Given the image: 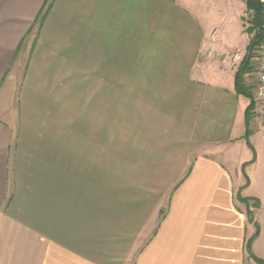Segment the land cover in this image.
Wrapping results in <instances>:
<instances>
[{
	"label": "crops",
	"instance_id": "0c3cea01",
	"mask_svg": "<svg viewBox=\"0 0 264 264\" xmlns=\"http://www.w3.org/2000/svg\"><path fill=\"white\" fill-rule=\"evenodd\" d=\"M47 1L0 0V264H128L131 241L133 264L264 260V104L250 120V162L251 99L236 85L251 38L246 0H224L221 27L222 0H52L34 30ZM81 53L92 69L135 61L136 143L146 146L120 154L142 178L130 187L96 169L111 138L95 124L112 122L109 105L102 116L93 104L80 123V85L68 82ZM139 97L151 120L143 108L140 121Z\"/></svg>",
	"mask_w": 264,
	"mask_h": 264
},
{
	"label": "rangeland",
	"instance_id": "374dc122",
	"mask_svg": "<svg viewBox=\"0 0 264 264\" xmlns=\"http://www.w3.org/2000/svg\"><path fill=\"white\" fill-rule=\"evenodd\" d=\"M243 1V0H240ZM52 0L47 1L45 4L44 9L42 10V14L40 17H38L37 21L35 22V28L36 30L44 21V14L47 13L49 10L50 4ZM151 12L150 10H147ZM218 11L220 13L217 14V17H215L216 13L214 12L213 19H216V26L221 27L222 22L224 18L227 16V13L230 12L229 4L222 0V2L218 5ZM246 9L242 7L241 9V17L245 20L243 17ZM220 16V17H218ZM222 18V20H221ZM244 26L246 27V24L244 22ZM228 27V26H227ZM226 28H223L220 31V34L225 32ZM129 51V52H128ZM134 51V50H133ZM127 60H131L135 58V52L131 53V50H127ZM101 61V60H100ZM99 61V62H100ZM99 62H96V65L93 68L91 64H88L87 62V56L85 53H81L79 55V65L76 66V73H78V80H76V75L74 74V78L72 81L68 82L72 84L78 83L80 85V91H79V113L78 116L80 117V123L81 124H88L87 122L90 120L91 116L93 115V112H91V106L93 104L96 107L100 108L101 115L103 116V107L105 104V107L109 105V113L110 114V122L111 124H95L96 129V135L99 136H105L107 138H111V145H110V154L107 155L106 158L101 156L99 159L97 158V168L100 169L103 168L106 164V176H107V185H111L112 187L117 186L118 189L126 187L127 184L136 183V180H138V177L135 176L136 169L135 167L126 166L125 164H122L120 159L121 153H130L132 157L135 156V150L138 147H145L141 146L136 143L138 138L143 135V126L140 125L137 127L135 124V121L137 120V108H136V101L137 96H135L134 88H135V76L133 73V70L136 69L135 61L131 62H125L123 64H113L112 68L108 69V71L105 70L104 65H100ZM93 73H95V81L93 82ZM103 78L106 79H112V91L111 96L107 97L104 96L103 93H106L107 91H103L105 88V81ZM248 84L252 82L248 76ZM94 83V84H93ZM107 83V82H106ZM94 87V90H96V94L94 97L90 94L91 93V87ZM107 87V86H106ZM67 88V83H66ZM88 88V89H87ZM101 96V97H100ZM163 100L166 101V98ZM95 101V102H94ZM94 102V103H93ZM164 103V102H163ZM138 105H140V121L143 120L142 116V109H145L144 112V120H151L152 112L149 105L148 98L146 97H139ZM98 110V108H97ZM107 112V108H106ZM159 107L155 105V113L158 114ZM96 119L100 118L98 113L95 114ZM98 117V118H97ZM107 117V114H106ZM100 122V121H98ZM103 126H105V129H103ZM145 126V125H144ZM252 126L250 124V132L251 135L254 133L252 130ZM148 126L144 127V131H148ZM151 133V131H149ZM143 138V137H142ZM250 142L252 143L254 147V137L250 136ZM248 145V144H247ZM250 148V147H249ZM253 151V157L254 153ZM248 165V163H247ZM246 170V169H245ZM100 172L97 174L99 175ZM243 174L246 176L247 173L243 169ZM142 179V178H141ZM146 180V178H144ZM144 180V184H147V181ZM160 188L163 189L161 186L164 187L163 181L160 183ZM130 187V185H129ZM114 190V189H113ZM168 191V190H167ZM168 199V193L163 192L161 193V211L166 210V203ZM164 213L161 215L163 216ZM160 213L158 214L157 223L160 222L161 218H159ZM156 223V224H157ZM135 242L131 241L129 242V260L128 264H133L134 261V253L135 250Z\"/></svg>",
	"mask_w": 264,
	"mask_h": 264
},
{
	"label": "trees",
	"instance_id": "16d2710c",
	"mask_svg": "<svg viewBox=\"0 0 264 264\" xmlns=\"http://www.w3.org/2000/svg\"><path fill=\"white\" fill-rule=\"evenodd\" d=\"M246 5L248 11L251 12V25L246 28L247 32L251 35L250 42L247 48L246 56L241 63L238 72H237V89L244 93L246 96H248L251 99V103L249 104L247 108V132L245 135L246 141L248 146L252 149V151H255V148L253 147L252 143L250 142V120L254 115V109H255V102L253 100V93L249 86H247L242 80L245 77V74L249 71V58L252 53V51L261 43L263 38V25H264V19L262 15V5L260 0H246ZM44 9V8H43ZM42 14V11L40 15ZM39 15V17H40ZM46 13L44 14V16ZM38 19V17H37ZM256 159V152L254 153L253 159L250 161H254ZM248 162V163H250ZM247 163L244 164L243 169L245 171V166ZM258 231L255 235L257 237ZM253 255V254H252ZM259 264H264V260L258 259Z\"/></svg>",
	"mask_w": 264,
	"mask_h": 264
},
{
	"label": "built area",
	"instance_id": "2783aa9c",
	"mask_svg": "<svg viewBox=\"0 0 264 264\" xmlns=\"http://www.w3.org/2000/svg\"><path fill=\"white\" fill-rule=\"evenodd\" d=\"M262 5V15L264 19V0H260ZM243 17L246 27L251 25V12L246 10ZM264 28V25H263ZM239 54L234 55V60H237ZM249 78L252 80L249 86L253 93V100L256 106L264 104V29L261 43L252 51L249 58Z\"/></svg>",
	"mask_w": 264,
	"mask_h": 264
},
{
	"label": "water",
	"instance_id": "95a60500",
	"mask_svg": "<svg viewBox=\"0 0 264 264\" xmlns=\"http://www.w3.org/2000/svg\"><path fill=\"white\" fill-rule=\"evenodd\" d=\"M164 213V210L160 211V215H159V218H161V214Z\"/></svg>",
	"mask_w": 264,
	"mask_h": 264
}]
</instances>
